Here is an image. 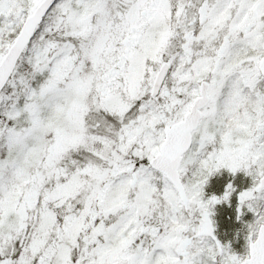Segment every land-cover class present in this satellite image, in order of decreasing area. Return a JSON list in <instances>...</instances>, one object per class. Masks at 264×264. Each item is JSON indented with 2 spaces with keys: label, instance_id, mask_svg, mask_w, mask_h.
Returning <instances> with one entry per match:
<instances>
[{
  "label": "snow or ice",
  "instance_id": "obj_1",
  "mask_svg": "<svg viewBox=\"0 0 264 264\" xmlns=\"http://www.w3.org/2000/svg\"><path fill=\"white\" fill-rule=\"evenodd\" d=\"M0 264H264V0H0Z\"/></svg>",
  "mask_w": 264,
  "mask_h": 264
},
{
  "label": "rangeland",
  "instance_id": "obj_2",
  "mask_svg": "<svg viewBox=\"0 0 264 264\" xmlns=\"http://www.w3.org/2000/svg\"><path fill=\"white\" fill-rule=\"evenodd\" d=\"M226 176V174H225ZM217 179L213 184L211 182V187L208 189L209 194H217L220 195L222 193V185L225 183L224 178H215ZM226 210L233 212V210L228 209L227 206H218L217 208V222H218V235L221 239L228 240L230 238L227 237V233L229 230H233L235 227L234 220L227 219ZM241 227L240 224L236 223V230ZM224 236H226L224 238ZM243 243V240H240V244ZM239 246V245H237Z\"/></svg>",
  "mask_w": 264,
  "mask_h": 264
},
{
  "label": "flooded vegetation",
  "instance_id": "obj_3",
  "mask_svg": "<svg viewBox=\"0 0 264 264\" xmlns=\"http://www.w3.org/2000/svg\"><path fill=\"white\" fill-rule=\"evenodd\" d=\"M226 178H227V174H226V176L224 177V181L226 182ZM226 217H232V219L234 220V214H233V212H230L229 210L227 211L226 210ZM235 223V222H234ZM239 224V223H238ZM237 228H236V223H235V227H234V229L233 230H229L228 231V233H227V237L228 238H231V236H232V234H233V231L234 230H236ZM226 236H224V238H225Z\"/></svg>",
  "mask_w": 264,
  "mask_h": 264
},
{
  "label": "trees",
  "instance_id": "obj_4",
  "mask_svg": "<svg viewBox=\"0 0 264 264\" xmlns=\"http://www.w3.org/2000/svg\"><path fill=\"white\" fill-rule=\"evenodd\" d=\"M217 179H213L211 182H212V184L216 181Z\"/></svg>",
  "mask_w": 264,
  "mask_h": 264
}]
</instances>
